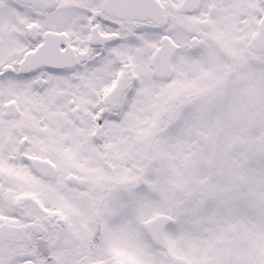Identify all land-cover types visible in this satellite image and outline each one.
<instances>
[{"label": "snow or ice", "instance_id": "6c2138e0", "mask_svg": "<svg viewBox=\"0 0 264 264\" xmlns=\"http://www.w3.org/2000/svg\"><path fill=\"white\" fill-rule=\"evenodd\" d=\"M0 264H264V0H0Z\"/></svg>", "mask_w": 264, "mask_h": 264}]
</instances>
